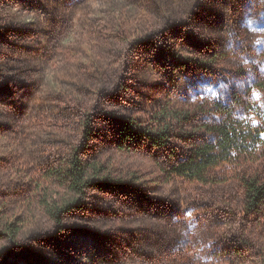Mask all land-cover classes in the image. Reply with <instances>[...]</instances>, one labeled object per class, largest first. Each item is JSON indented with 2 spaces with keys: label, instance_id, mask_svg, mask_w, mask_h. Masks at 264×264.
<instances>
[{
  "label": "rangeland",
  "instance_id": "374dc122",
  "mask_svg": "<svg viewBox=\"0 0 264 264\" xmlns=\"http://www.w3.org/2000/svg\"><path fill=\"white\" fill-rule=\"evenodd\" d=\"M260 84L264 0H0V264H264V204L248 211L242 184L264 164L169 178L184 145L120 136L164 104L234 95L263 121ZM74 156L112 184L72 194Z\"/></svg>",
  "mask_w": 264,
  "mask_h": 264
},
{
  "label": "trees",
  "instance_id": "16d2710c",
  "mask_svg": "<svg viewBox=\"0 0 264 264\" xmlns=\"http://www.w3.org/2000/svg\"><path fill=\"white\" fill-rule=\"evenodd\" d=\"M258 88L264 90V84L258 85ZM251 109V101L239 95H234L229 104L204 99L196 106L185 109L167 103L148 122L125 119L120 136L124 149L133 146L178 149L179 145H184L188 150L186 159L174 164L166 175L208 184L212 182L209 174L224 167H241L257 162L264 164V120L255 122L251 113H247ZM109 176L105 167L84 165L77 156L73 157L64 175L71 193L78 198L84 197L86 191L101 190L111 185ZM140 180L138 176H130L128 184L119 182L118 186L127 188ZM242 184L248 211L259 210L264 204L263 177L261 174L255 177L244 175ZM63 211L56 206H47V212L55 221H59ZM13 227L16 228L14 225L7 226L10 238H16L19 233V230H12ZM77 244L92 249V244L84 246L82 239ZM62 248L73 249L71 245ZM76 264L103 263L94 258Z\"/></svg>",
  "mask_w": 264,
  "mask_h": 264
}]
</instances>
